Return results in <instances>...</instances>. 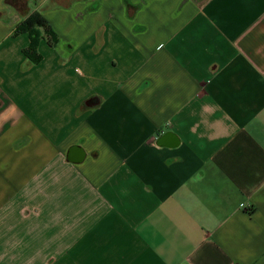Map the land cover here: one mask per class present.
I'll return each instance as SVG.
<instances>
[{
  "label": "crops",
  "instance_id": "obj_1",
  "mask_svg": "<svg viewBox=\"0 0 264 264\" xmlns=\"http://www.w3.org/2000/svg\"><path fill=\"white\" fill-rule=\"evenodd\" d=\"M22 1L0 0V264H264V0ZM34 12L37 65L13 37Z\"/></svg>",
  "mask_w": 264,
  "mask_h": 264
},
{
  "label": "trees",
  "instance_id": "obj_2",
  "mask_svg": "<svg viewBox=\"0 0 264 264\" xmlns=\"http://www.w3.org/2000/svg\"><path fill=\"white\" fill-rule=\"evenodd\" d=\"M15 5L24 2L22 0H7V3ZM17 6V5H16ZM20 34H26L29 38L28 46L22 51L24 57L33 65H37L41 61V56L38 54V45L41 40L46 39L50 46L57 43V38L52 32L45 19L38 12L31 13L15 28L13 37Z\"/></svg>",
  "mask_w": 264,
  "mask_h": 264
}]
</instances>
